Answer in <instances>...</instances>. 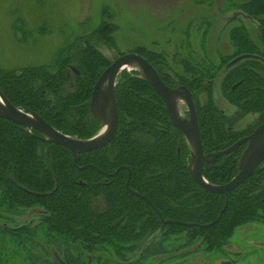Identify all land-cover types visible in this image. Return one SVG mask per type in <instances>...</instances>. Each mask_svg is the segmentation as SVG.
Returning a JSON list of instances; mask_svg holds the SVG:
<instances>
[{
    "label": "trees",
    "instance_id": "trees-1",
    "mask_svg": "<svg viewBox=\"0 0 264 264\" xmlns=\"http://www.w3.org/2000/svg\"><path fill=\"white\" fill-rule=\"evenodd\" d=\"M243 8L264 28V0H250ZM245 27L231 32L238 53L221 74L209 62L194 66L191 58L186 73L179 74L144 50L135 51L168 87L189 89L205 154L228 149L264 123V64L247 60L226 70L241 55L264 59V34L259 45ZM114 30L104 23L90 36L66 43L52 64L0 69L1 92L13 106L38 114L66 136L93 138L101 124L90 111L92 90L112 63L98 42L115 49ZM218 75L223 97L237 109L232 116L214 100ZM139 76L137 71L118 76L116 135L104 148L81 154L76 163L68 149L0 119V264H9L2 251L8 242L23 248L27 264H47L31 257L44 239L62 250L63 264H129L131 255L138 261L130 264H142L170 251L166 243L171 238L184 239L181 249L224 251L239 228L264 223V164L227 197L202 189L188 171L187 140L172 125L162 98ZM249 115L256 116L255 124L236 130ZM244 150L245 145L206 166L205 179L213 185L230 182ZM99 197L105 209L98 213L93 202ZM34 212L36 225L32 218L24 219ZM95 253L106 256L94 259Z\"/></svg>",
    "mask_w": 264,
    "mask_h": 264
},
{
    "label": "rangeland",
    "instance_id": "rangeland-1",
    "mask_svg": "<svg viewBox=\"0 0 264 264\" xmlns=\"http://www.w3.org/2000/svg\"><path fill=\"white\" fill-rule=\"evenodd\" d=\"M249 1L0 0V69L13 71L52 64L63 45L90 36L107 23L116 28L111 33L116 48L103 42H98V48L112 62L140 49L179 74L186 73L188 58L194 61V66L209 62L220 72L226 61L238 53L231 37L233 29L246 26L250 38L262 44L259 37L264 33L263 28L243 8ZM219 75L213 84V97L218 107L232 116L237 109L223 97ZM73 76L71 70V82ZM178 100L181 117L187 118V106L181 98ZM203 100L201 96L200 101ZM255 117H245L237 123L236 130L255 124ZM93 208L98 213L105 209L103 197L93 202ZM29 218L34 225L39 222L37 212L24 219ZM229 242L230 250L227 247L225 251L206 252L203 247L181 249L184 239L171 238L166 243L170 251L142 264H264V223L239 228ZM32 250L33 258L47 264H63L62 250L52 241L46 243L44 239L42 248ZM2 251L9 264H27L25 251L16 244L6 243ZM101 255L106 256L95 253L93 258ZM128 260L129 264L137 262L138 257L131 255Z\"/></svg>",
    "mask_w": 264,
    "mask_h": 264
},
{
    "label": "water",
    "instance_id": "water-1",
    "mask_svg": "<svg viewBox=\"0 0 264 264\" xmlns=\"http://www.w3.org/2000/svg\"><path fill=\"white\" fill-rule=\"evenodd\" d=\"M256 60L264 64V59L257 55H241L233 59L226 70L245 62ZM137 71L140 78L146 81L165 103L166 112L172 125L182 132L190 148L188 171L192 180L207 192L228 196L244 184L254 172L264 164V123L257 127L249 136L239 140L226 150L205 154L201 133L198 125L197 109L193 96L187 87H168L153 65L137 53L117 57L106 68L94 84L90 111L100 122V132L91 139L79 140L66 136L56 130L36 113H26L13 106L0 90V119L9 120L31 133L37 132L44 143L53 144L68 149L76 163L79 156L100 150L107 146L115 137L119 113L116 102V83L123 71ZM106 89V91H105ZM181 98L188 109V117L175 115V99ZM245 145L236 176L224 185H213L204 177V168L216 163L221 157L235 152Z\"/></svg>",
    "mask_w": 264,
    "mask_h": 264
},
{
    "label": "bare ground",
    "instance_id": "bare-ground-1",
    "mask_svg": "<svg viewBox=\"0 0 264 264\" xmlns=\"http://www.w3.org/2000/svg\"><path fill=\"white\" fill-rule=\"evenodd\" d=\"M106 91V89H105ZM178 98L175 99V115L181 117V103L178 102Z\"/></svg>",
    "mask_w": 264,
    "mask_h": 264
},
{
    "label": "flooded vegetation",
    "instance_id": "flooded-vegetation-1",
    "mask_svg": "<svg viewBox=\"0 0 264 264\" xmlns=\"http://www.w3.org/2000/svg\"><path fill=\"white\" fill-rule=\"evenodd\" d=\"M264 32V28H263V30H262V33ZM264 34V33H263ZM263 34H262V36H263ZM235 59V58H234ZM235 89V87H233V90ZM222 112H224L225 113V111H223L222 110ZM226 114V113H225ZM240 123V122H239ZM263 124V123H262ZM259 127V126H258ZM249 136V135H248ZM247 137V136H246ZM243 138H245V137H243ZM242 138V139H243ZM227 247H228V249L230 250L231 249V244H228L227 246H225L224 247V251L227 249ZM225 262H228V261H225Z\"/></svg>",
    "mask_w": 264,
    "mask_h": 264
}]
</instances>
